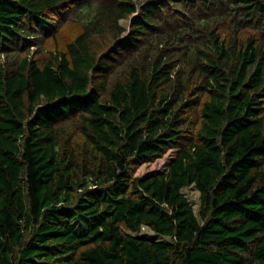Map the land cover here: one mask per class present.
<instances>
[{
	"label": "trees",
	"instance_id": "obj_1",
	"mask_svg": "<svg viewBox=\"0 0 264 264\" xmlns=\"http://www.w3.org/2000/svg\"><path fill=\"white\" fill-rule=\"evenodd\" d=\"M0 264H264V0H0Z\"/></svg>",
	"mask_w": 264,
	"mask_h": 264
},
{
	"label": "rangeland",
	"instance_id": "obj_2",
	"mask_svg": "<svg viewBox=\"0 0 264 264\" xmlns=\"http://www.w3.org/2000/svg\"><path fill=\"white\" fill-rule=\"evenodd\" d=\"M121 23L123 25H125L126 21L122 20ZM72 29H73V27H70V29L67 27H63V31L65 32L66 35L61 37V34H59L58 35L59 39H63V40L66 39L67 40L71 36L72 32L70 30H72ZM100 48H103V43H100ZM173 154H174V151L170 150V151H167L162 157L157 158L154 161L141 164L137 168L136 174L138 176H142V175H144L148 172H151V171L163 170L166 167V165L168 164V162L171 159V157L173 156ZM182 191L187 196V198L190 200L194 209L197 211L198 197H199L198 191L194 188L193 185H190L188 187L183 188ZM140 234H143L149 238H156L157 237V235L149 227H147L145 225L141 226Z\"/></svg>",
	"mask_w": 264,
	"mask_h": 264
}]
</instances>
